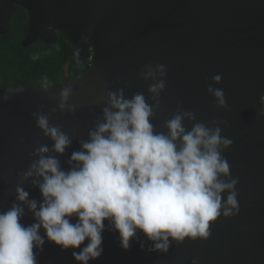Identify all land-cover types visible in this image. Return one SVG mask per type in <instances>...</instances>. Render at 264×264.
<instances>
[{
	"label": "water",
	"instance_id": "obj_1",
	"mask_svg": "<svg viewBox=\"0 0 264 264\" xmlns=\"http://www.w3.org/2000/svg\"><path fill=\"white\" fill-rule=\"evenodd\" d=\"M18 7L27 13L25 46L52 44L62 35L73 54L90 63L71 79L0 85V211L16 201L18 174L32 163L33 151L41 144L52 146L33 113L48 112L52 125L73 135L72 147L58 157L67 169L79 140H87L102 118L107 91L124 88L129 98L143 93L152 104L149 84L139 73L147 64H163L167 86L151 122L162 129L178 106L209 126L220 121L222 134L233 140L223 155L238 180L240 211L213 222L207 240L173 242L167 254L147 252L148 242L141 250L137 241L125 251L118 233L106 231L104 253L90 264H192L193 259L199 264H264V117L257 113L264 95V0H0L1 36L8 33ZM217 74L222 75L216 87L225 92L227 109L217 108L207 92ZM64 87L73 89L69 103L75 113L58 109ZM24 187L30 198L41 199L30 181ZM32 222L29 213L23 223ZM37 255L39 264H77L72 250L51 243Z\"/></svg>",
	"mask_w": 264,
	"mask_h": 264
},
{
	"label": "clouds",
	"instance_id": "obj_2",
	"mask_svg": "<svg viewBox=\"0 0 264 264\" xmlns=\"http://www.w3.org/2000/svg\"><path fill=\"white\" fill-rule=\"evenodd\" d=\"M167 71L163 64H147L139 73L149 84L152 104L143 93L129 98L124 88L107 91L102 118L87 140H79L67 169L58 157L72 147L73 135L52 125L48 112L32 114L52 146L41 144L33 151L32 163L18 174L16 201L0 211V264H39L37 254L46 243L72 250L77 264H90L104 253L106 231L118 233L125 251L137 241L141 250L148 242L147 252L167 254L173 242L207 240L221 215L239 213L238 180L223 155L233 140L222 134L221 122H199L182 106L162 129L151 122L166 90ZM221 82L222 75L213 76L207 92L217 108L227 109L225 92L216 87ZM72 96L71 87L61 89V112L75 113ZM259 104L257 113L264 117V95ZM28 181L39 189L40 200L30 198ZM29 213L33 222L25 224Z\"/></svg>",
	"mask_w": 264,
	"mask_h": 264
},
{
	"label": "trees",
	"instance_id": "obj_3",
	"mask_svg": "<svg viewBox=\"0 0 264 264\" xmlns=\"http://www.w3.org/2000/svg\"><path fill=\"white\" fill-rule=\"evenodd\" d=\"M27 33V13L18 7L8 33L0 35V85L16 80L44 85L77 77L88 69L89 61L77 58L62 35L52 44L37 41L25 46Z\"/></svg>",
	"mask_w": 264,
	"mask_h": 264
},
{
	"label": "rangeland",
	"instance_id": "obj_4",
	"mask_svg": "<svg viewBox=\"0 0 264 264\" xmlns=\"http://www.w3.org/2000/svg\"><path fill=\"white\" fill-rule=\"evenodd\" d=\"M57 81H61V80H57Z\"/></svg>",
	"mask_w": 264,
	"mask_h": 264
},
{
	"label": "flooded vegetation",
	"instance_id": "obj_5",
	"mask_svg": "<svg viewBox=\"0 0 264 264\" xmlns=\"http://www.w3.org/2000/svg\"><path fill=\"white\" fill-rule=\"evenodd\" d=\"M89 63H90V61H89Z\"/></svg>",
	"mask_w": 264,
	"mask_h": 264
}]
</instances>
